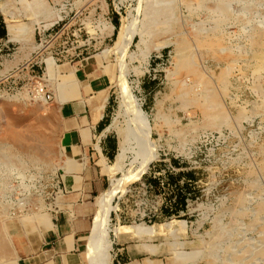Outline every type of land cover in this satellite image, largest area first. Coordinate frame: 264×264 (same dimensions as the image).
<instances>
[{"label": "rangeland", "instance_id": "374dc122", "mask_svg": "<svg viewBox=\"0 0 264 264\" xmlns=\"http://www.w3.org/2000/svg\"><path fill=\"white\" fill-rule=\"evenodd\" d=\"M0 18L3 245L9 223L43 222L65 192L56 98L62 74L84 67L108 90L117 139L91 264H115L120 229L141 264H264V0H0ZM37 80L51 99L27 95Z\"/></svg>", "mask_w": 264, "mask_h": 264}, {"label": "crops", "instance_id": "0c3cea01", "mask_svg": "<svg viewBox=\"0 0 264 264\" xmlns=\"http://www.w3.org/2000/svg\"><path fill=\"white\" fill-rule=\"evenodd\" d=\"M103 18L113 24V16L106 14ZM115 29L113 24L106 36L113 35ZM75 69L62 74L61 92L56 98L61 117L58 184L65 192L55 208L42 211L48 213L43 222L32 218L8 224L14 251L2 264H84L83 256L91 264L92 234L94 257L97 262L102 258L95 216L98 198L111 184L103 163L111 160L109 153L115 154L117 139L106 129L109 94L104 97L103 92H108L107 88L96 79L84 77L90 72L86 68L79 67L80 73ZM121 214H116V224ZM118 232L119 236L113 235L114 263L141 264L142 256L124 245L122 229Z\"/></svg>", "mask_w": 264, "mask_h": 264}, {"label": "bare ground", "instance_id": "6f19581e", "mask_svg": "<svg viewBox=\"0 0 264 264\" xmlns=\"http://www.w3.org/2000/svg\"><path fill=\"white\" fill-rule=\"evenodd\" d=\"M216 46H217V44H216ZM221 46V45H220ZM216 49V48H215ZM260 51V50H259ZM256 62V61H255ZM259 65V64H258ZM260 65L264 68V54L262 55V57H261V61H260ZM257 66V65H256ZM261 67V68H262ZM257 68H260V67H256V69ZM256 69H255V71H256ZM259 70V69H258ZM261 71H262V69H261ZM264 72V71H263ZM119 121V120H118ZM118 121H116L115 120V122H114V124H113V127L111 128V129H114V130H118V134H119V132H120V135L122 136L123 135V131H122V129H120L119 128V126H118ZM120 123V122H119ZM131 129V128H130ZM125 133V132H124ZM126 135V134H125ZM124 135V136H125ZM133 137V136H132ZM124 138V137H123ZM122 138V139H123ZM126 138V137H125ZM125 142H127V141H125ZM131 144H129V142H128V145H124L125 147H126V149H128V152H131V146H130ZM134 149V148H133ZM132 156V155H131ZM127 158H128V154H127V157H126V159H125V161L123 162V160L120 162V164L117 166V168H115L113 171H112V173L113 174H115V173H118V172H122V174H123V168H125V165H126V160H127ZM121 178V177H120ZM121 180L122 179H120V181H119V184H120V182H121ZM119 184H117V183H114L113 185H112V188L110 189V190H108V191H106L105 192V194H104V196H103V205L106 207V209L108 208L109 209V207H110V205H109V201H110V198H111V195H112V193L117 189V187H118V185ZM9 234V233H8ZM3 238L1 239V237H0V247H2L1 249L3 250V251H5V254H11L12 253V251H14V249H13V247L12 246H10V247H8V245L6 246V245H3ZM8 242V241H7ZM9 243V242H8ZM13 249V250H12ZM13 254V253H12Z\"/></svg>", "mask_w": 264, "mask_h": 264}, {"label": "built area", "instance_id": "2783aa9c", "mask_svg": "<svg viewBox=\"0 0 264 264\" xmlns=\"http://www.w3.org/2000/svg\"><path fill=\"white\" fill-rule=\"evenodd\" d=\"M59 20H60V18L56 19L54 22H52L50 25H48L46 27L43 26L42 24H36L35 30H37L38 34H40L42 31L44 32L46 29L52 28V26L54 24L58 23ZM42 62L44 63V61H42ZM27 95L33 100L47 101V100L52 98V91L47 88V85L45 82H42L41 80H37V81H35L34 84H32L31 86L28 87Z\"/></svg>", "mask_w": 264, "mask_h": 264}, {"label": "trees", "instance_id": "16d2710c", "mask_svg": "<svg viewBox=\"0 0 264 264\" xmlns=\"http://www.w3.org/2000/svg\"><path fill=\"white\" fill-rule=\"evenodd\" d=\"M112 19H113V23H114L115 26H116V24H117V20H118V17H117V16H116V17L113 16ZM5 34H6L5 22L3 21L2 18H0V36L3 37V36H5ZM113 155H114V152L109 153V157H110V158H112ZM184 200H185V198H184L183 196H180V201H181V203H183Z\"/></svg>", "mask_w": 264, "mask_h": 264}]
</instances>
